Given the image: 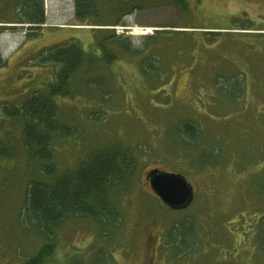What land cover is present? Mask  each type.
Segmentation results:
<instances>
[{
	"label": "rangeland",
	"instance_id": "1",
	"mask_svg": "<svg viewBox=\"0 0 264 264\" xmlns=\"http://www.w3.org/2000/svg\"><path fill=\"white\" fill-rule=\"evenodd\" d=\"M19 1L34 4L0 0V105L46 95L57 66L40 61V52L73 38L80 43L84 62L70 78L69 93L52 97L67 131L52 141L53 163L69 171L92 151L112 148L131 161L126 181L110 191L120 216L107 232L112 264H257L250 252L255 243L264 248V197L251 189L250 173L264 163L254 158L238 170L235 155L223 162L204 154L221 135L214 77L221 70L248 72L253 58H264V0H132L139 6L118 14L121 1L104 0L109 10L96 25L75 18L73 0H41L43 22L31 23ZM102 39L115 55L109 62L99 58ZM150 49H158V57L148 58ZM146 57L160 69L147 70ZM250 88L246 99L253 98ZM231 109L234 135L246 136L249 112ZM180 121L196 124V139L177 135ZM2 125L12 156L0 163V264H27L46 242L52 245L46 264L90 262L105 242L93 220L68 217L50 238L21 223L24 187L38 167L24 160L13 125ZM254 137L264 145L263 130ZM153 168L184 175L193 187L187 207L170 209L156 197L145 177Z\"/></svg>",
	"mask_w": 264,
	"mask_h": 264
},
{
	"label": "trees",
	"instance_id": "2",
	"mask_svg": "<svg viewBox=\"0 0 264 264\" xmlns=\"http://www.w3.org/2000/svg\"><path fill=\"white\" fill-rule=\"evenodd\" d=\"M103 1L73 0L75 18L80 22L87 21V24L90 25L100 24L99 20L109 10V8L102 7ZM120 1L121 3L116 6L117 14L122 13L120 9H126L124 7L139 6V3L133 4L132 0ZM19 2L18 8L28 22H43L41 0H33L34 7L23 1ZM118 16L112 22L113 25L118 24ZM243 29H249V27L243 26ZM262 34L264 38V32ZM114 38L110 37L109 39L119 40V38L113 40ZM147 38L145 37V41ZM104 42V39L99 42V58L109 62L115 55L112 51H105ZM262 42L264 43V39ZM117 47L124 52L130 51L128 45L121 40ZM145 47L144 44L140 51ZM155 50L158 49L148 50V58L150 55H153L154 58L158 57ZM84 55V49L74 38L40 52L38 56L40 61L54 63L57 68L49 82L46 95L37 92L22 102L0 105V163L12 156L9 149L12 147V144L10 145L11 138H9L10 132L1 129L2 122L7 121L15 129L13 130L16 133L14 142L18 144L24 160L32 163L33 167L36 165L38 167L37 175L30 177L24 187L22 205L17 215L21 223L30 226L38 234L50 238L54 227L64 219L68 217L89 218L97 224L99 238L104 239L105 242L93 251L90 257L92 261L80 260L78 264H87L86 262L89 264H112L108 247H105V244L111 238L110 230L112 231L114 226L119 224L120 216L115 209L110 191L115 184L126 181L131 161L127 159L126 154L115 148L94 150L76 167L69 171L61 170L53 163L51 149L53 139H58L67 133L64 125L57 119L59 109L52 97L69 93L70 78L84 62ZM145 60L147 57L143 60V66H148L147 70L160 69L159 66L153 65V62H145ZM237 70L234 72L221 70L214 77V84L220 93L218 108L222 122L221 135L216 140V146L206 151L204 156L209 160L215 156L218 161L229 162L228 156L235 155L237 160L234 161V166L238 170H244L242 167L246 163L252 162L254 158L255 162L259 163L262 160V164L264 163V145L261 140L254 137V133L260 132V130H263L264 134V58H253L248 72L244 69ZM249 87L252 89L251 96L253 98L246 99V90ZM233 106L238 112L244 109L247 110V113L249 112L250 125L246 136L242 132V134L237 132V135H234L231 109ZM176 130L180 138L190 141L196 139L199 133L193 121L178 122ZM250 175L251 189L264 197V164L260 170L252 171ZM107 227L109 228L107 229ZM253 230L257 237L258 228L255 226ZM51 247L52 245L48 242L41 244L36 253L26 259L27 264H46L45 261ZM250 255L255 263L264 264V248L260 250L258 243H255V248L250 252Z\"/></svg>",
	"mask_w": 264,
	"mask_h": 264
},
{
	"label": "water",
	"instance_id": "3",
	"mask_svg": "<svg viewBox=\"0 0 264 264\" xmlns=\"http://www.w3.org/2000/svg\"><path fill=\"white\" fill-rule=\"evenodd\" d=\"M152 192L170 209H183L193 199V187L183 174L158 168L145 175Z\"/></svg>",
	"mask_w": 264,
	"mask_h": 264
}]
</instances>
